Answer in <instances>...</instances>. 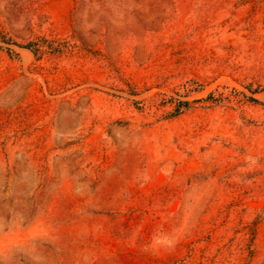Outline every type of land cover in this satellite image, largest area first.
Listing matches in <instances>:
<instances>
[{
  "label": "rangeland",
  "instance_id": "374dc122",
  "mask_svg": "<svg viewBox=\"0 0 264 264\" xmlns=\"http://www.w3.org/2000/svg\"><path fill=\"white\" fill-rule=\"evenodd\" d=\"M0 264H264V0H0Z\"/></svg>",
  "mask_w": 264,
  "mask_h": 264
},
{
  "label": "trees",
  "instance_id": "16d2710c",
  "mask_svg": "<svg viewBox=\"0 0 264 264\" xmlns=\"http://www.w3.org/2000/svg\"><path fill=\"white\" fill-rule=\"evenodd\" d=\"M254 100H256V99H254Z\"/></svg>",
  "mask_w": 264,
  "mask_h": 264
}]
</instances>
